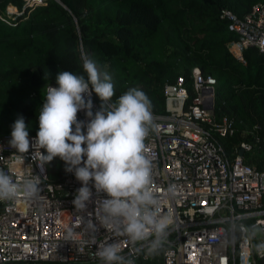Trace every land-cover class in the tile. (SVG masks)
Wrapping results in <instances>:
<instances>
[{"label":"trees","instance_id":"16d2710c","mask_svg":"<svg viewBox=\"0 0 264 264\" xmlns=\"http://www.w3.org/2000/svg\"><path fill=\"white\" fill-rule=\"evenodd\" d=\"M23 2L0 0V135L11 133L21 116L29 135H37L46 85H58L63 71L87 78L82 52L112 75L109 103L138 87L156 115L166 113L163 89L177 76H184L192 97L190 69L197 65L216 79L215 119L226 117L236 129L219 138L226 154L248 140L252 149L244 160L264 171V51L246 47L245 62L238 61L226 46L238 35L224 15L228 10L240 18L264 0H46L6 13L8 5L22 8ZM44 167L50 182L65 176L59 157ZM254 264H264V257Z\"/></svg>","mask_w":264,"mask_h":264},{"label":"built area","instance_id":"2783aa9c","mask_svg":"<svg viewBox=\"0 0 264 264\" xmlns=\"http://www.w3.org/2000/svg\"><path fill=\"white\" fill-rule=\"evenodd\" d=\"M45 2L24 0L22 8L8 5L6 13L14 15ZM224 13L231 21L229 28L238 35L226 46L238 61L245 62L246 47L264 51V3H255L240 18L228 10ZM190 71L192 97L183 75L167 82L163 89L166 113L152 112L156 127L145 141L154 165V186L161 191L170 184L177 187V196L166 200L163 209L174 217L175 227L164 251L147 258L141 255L137 264H254L261 256L243 236L227 230L233 221L264 227V171L248 165L239 154L252 149L248 140L234 147L233 156L226 154L219 138L233 135L236 129L231 120L223 116L216 120L213 115L216 79L203 75L197 65ZM48 86L58 87L47 84L43 99ZM88 99L95 114L101 106L91 86L90 95L85 94ZM77 119L86 125V110L79 111ZM36 136L29 135V151L23 154V165H17L18 154L9 145L11 133L0 135V168L11 170L17 180L27 175L42 179L38 199L25 201L21 196L0 202V264H101L96 255L99 246L116 237L101 227L91 243L80 216L95 223V202L105 195L98 196L93 189L92 203L85 212L77 211L73 199L81 183L66 171L62 180L50 182L34 156ZM39 151L43 153L42 148ZM68 227L74 230L73 239H65ZM119 239L125 255L133 251L126 238Z\"/></svg>","mask_w":264,"mask_h":264},{"label":"clouds","instance_id":"9594fccd","mask_svg":"<svg viewBox=\"0 0 264 264\" xmlns=\"http://www.w3.org/2000/svg\"><path fill=\"white\" fill-rule=\"evenodd\" d=\"M82 60L87 78L63 71L56 77L58 87H47L38 115L39 130L32 145L37 149L34 156L41 170L59 157L65 162V171L74 173L81 187L74 194L73 204L80 213L92 203L93 189L98 196L105 195L95 202V223L92 219L85 222L80 216L91 234V243L96 242L101 227L116 237L99 246L96 255L101 264H137L141 255L147 258L164 251L175 227L174 217L163 210L164 202L177 196V187L170 184L161 191L154 186V165L145 144L156 127L148 96L133 87L116 103H109L114 96L112 75L101 70L93 59L83 56ZM90 86L102 101L95 114L91 99L85 100V94L90 95ZM81 110H86L89 118L86 125L77 119ZM9 145L18 154L15 163L23 165L30 139L22 116L12 125ZM41 148L46 155L39 151ZM41 183L38 175L17 180L11 170L0 168V202H13L21 196L25 201L36 200ZM227 231L243 236L264 257V239H259L264 235V227L233 221ZM74 236L73 228L68 227L65 239ZM120 237L133 246L127 255Z\"/></svg>","mask_w":264,"mask_h":264},{"label":"water","instance_id":"95a60500","mask_svg":"<svg viewBox=\"0 0 264 264\" xmlns=\"http://www.w3.org/2000/svg\"><path fill=\"white\" fill-rule=\"evenodd\" d=\"M239 154L242 155V154H243V150H240V151H239Z\"/></svg>","mask_w":264,"mask_h":264}]
</instances>
